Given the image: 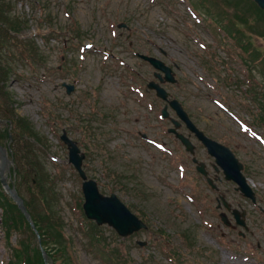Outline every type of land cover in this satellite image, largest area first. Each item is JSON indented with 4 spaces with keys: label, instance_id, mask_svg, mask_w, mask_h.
Masks as SVG:
<instances>
[{
    "label": "rangeland",
    "instance_id": "rangeland-1",
    "mask_svg": "<svg viewBox=\"0 0 264 264\" xmlns=\"http://www.w3.org/2000/svg\"><path fill=\"white\" fill-rule=\"evenodd\" d=\"M2 8V19L19 28L7 56L11 108L33 124L36 139L17 138L12 145L32 157L26 168L39 165L56 185L54 211L73 264H264V13L258 16L249 0H0ZM231 19L255 24L242 33L261 47L260 63L228 38L225 20ZM26 44L38 49L35 59L19 48ZM138 53L175 68L182 83L165 87L201 130L233 150L256 204L223 180L193 136L194 156L169 134L164 104L147 89L156 70ZM64 84L75 90L69 94ZM250 85L258 89L256 100ZM64 131L79 143L84 170L100 192L116 194L148 230L122 238L87 220ZM193 157L207 165L217 189L197 174ZM8 180L20 185L10 172ZM25 183L22 195L30 199L32 186ZM235 209L246 212L248 231L237 225ZM223 212L231 227L222 222ZM26 236L17 233V242ZM11 248L0 223V264H11ZM56 249L49 246L48 261L61 264Z\"/></svg>",
    "mask_w": 264,
    "mask_h": 264
},
{
    "label": "trees",
    "instance_id": "trees-1",
    "mask_svg": "<svg viewBox=\"0 0 264 264\" xmlns=\"http://www.w3.org/2000/svg\"><path fill=\"white\" fill-rule=\"evenodd\" d=\"M256 10L259 15L263 14V11H261L259 8H256ZM2 12L3 14L6 13L3 8L0 9V85L4 84V86H0V89L4 91L3 101L4 104L8 106L11 103V94L6 90V85L9 81L12 70L10 67V62L4 56L10 51V48L8 47V43L10 42V38H8L10 37L9 29L17 32L18 27L16 21L2 19ZM9 114L12 115L15 124V133H17L15 134L16 142L17 138L20 140V142H29L31 139L36 140L35 136L33 135V130L31 127L32 125H30L27 120L23 118L17 119V115H15L13 111H9ZM7 139V132L0 134L1 143L4 140L7 141ZM14 157L15 162L18 163L17 161H19L20 164L22 163V159H24L25 163L29 162V160H32L31 156H25L24 150L22 148L20 149L19 153L17 151V153L14 154ZM17 173L20 174L19 177L21 183L27 182L29 179L32 181L33 178L36 180L35 187L33 186V188H30L31 198L26 200V205L41 236L43 247H45L48 254H50L48 250L49 246L55 245L57 248V253L62 255V264H70L71 262H68L69 260L66 258L61 219L58 216V213L54 211V191L56 189L53 182L48 176L45 175L42 170H40L39 165L30 166L28 169H26L25 175H22L23 172L20 170H17ZM30 184H32V182H30ZM30 184L28 182L29 187ZM0 208L3 212V225L8 239H11L13 234L17 233L18 231L21 234H27L24 239L30 237L28 240H21L20 248H15L13 250L14 257L18 261V264H44L42 254L38 246L35 245V232L32 230L24 215L19 211L17 205L3 192H0Z\"/></svg>",
    "mask_w": 264,
    "mask_h": 264
},
{
    "label": "water",
    "instance_id": "water-1",
    "mask_svg": "<svg viewBox=\"0 0 264 264\" xmlns=\"http://www.w3.org/2000/svg\"><path fill=\"white\" fill-rule=\"evenodd\" d=\"M255 1L262 9H264V0ZM150 61L156 68H160L159 63L156 60L150 59ZM150 86L157 90L159 96H163L165 98L167 97L166 91L159 85L152 83ZM71 89L72 87H69V90ZM172 103L177 104L175 101ZM184 117H187V115L185 114ZM186 121L189 122L188 119H186ZM2 122L3 121L0 119V123ZM192 129L198 133L199 138L207 145L210 153L216 157L218 164L224 169L227 178L234 180L240 186V190L243 191L246 196L254 198V193L251 187L248 185L247 179L242 174L243 165L239 162L235 155H233V153L228 148L205 137L204 134L198 131L194 125H192ZM182 139L188 150L193 152L194 148L191 143L183 137ZM62 140H64V142L69 146L71 163L75 165L85 181L83 184V190L86 198L84 209L87 217L89 219L96 220L99 225L109 224L110 226L114 227L123 237H127L134 232L141 230L142 228H146V225L134 214H132L131 211L118 199L116 195H112L110 197L102 195L99 192L97 183L93 180H87V176L82 169L83 159L85 156L80 155V149L78 148L77 144L70 140L67 134L62 136ZM0 161V177L3 185L11 193L12 197L19 204L21 210L32 223L31 217L27 212L23 200L8 184L5 171L9 169L10 163L8 160L7 151L1 145ZM238 222L239 224H244L241 221Z\"/></svg>",
    "mask_w": 264,
    "mask_h": 264
},
{
    "label": "flooded vegetation",
    "instance_id": "flooded-vegetation-1",
    "mask_svg": "<svg viewBox=\"0 0 264 264\" xmlns=\"http://www.w3.org/2000/svg\"><path fill=\"white\" fill-rule=\"evenodd\" d=\"M176 69L178 70L179 68L176 67ZM227 82H233L232 78L229 77ZM218 85H220V83ZM182 128L186 129L187 127H186V125H184V124L182 125V123H181L180 126H179V129H182ZM191 135H193V134L188 135V137L189 138L192 137ZM223 180H225V179H223ZM260 211L264 212V210L261 207H260Z\"/></svg>",
    "mask_w": 264,
    "mask_h": 264
}]
</instances>
